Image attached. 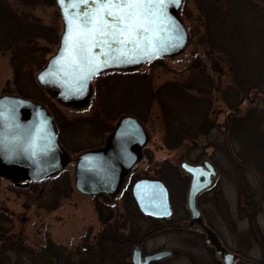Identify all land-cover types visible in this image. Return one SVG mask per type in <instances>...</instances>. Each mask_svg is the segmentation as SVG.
I'll return each instance as SVG.
<instances>
[{
  "label": "rangeland",
  "instance_id": "1",
  "mask_svg": "<svg viewBox=\"0 0 264 264\" xmlns=\"http://www.w3.org/2000/svg\"><path fill=\"white\" fill-rule=\"evenodd\" d=\"M7 1L18 14L26 11L55 31H46L44 38L34 37L28 43L31 49L21 54L14 55L2 46L0 97L7 94L22 96L45 104L58 118L65 117L67 121H63L60 144L71 160L54 178L30 182L27 187L18 186L12 178L0 174V264H52L49 256L54 251H57L54 254L62 255V262L66 257L71 261L82 258L89 261L90 255L80 253L79 249L98 246L100 231L103 230L101 221L105 219L117 226L119 241L126 237L142 238V247L148 254L172 251L173 254L160 264H220L207 244L205 234L180 227L191 218L188 207L191 176L181 168V163L201 164L206 160L219 170L218 179L212 187L198 197L209 228L231 252L243 254L252 261L261 259L264 264V62L260 56L264 50V36L259 1L242 0L239 5L242 77L249 75L254 83L261 74L263 80L259 87L250 88L248 92L242 88L237 96L230 90L233 81L229 67L224 64L221 74L209 67L207 47L199 42L206 26L199 20L197 2L187 0L193 19L189 22L182 18L188 29L196 26V30L194 35L190 33L188 45L180 54L161 57L134 69L106 73L110 79L103 96L117 118L104 125L90 123L97 121L94 101L96 80L93 81L92 100L74 107L52 98L36 79L40 71L37 68L39 62L30 56H39L48 47L51 52L44 55L48 60L57 51L63 32V19L56 2L40 3L30 9L21 0ZM229 21H232L231 18ZM217 28L214 27L213 31L218 34L220 27ZM53 33L57 34V44L48 42ZM196 57L207 66L209 76L206 81L191 80V66ZM116 72L128 77L120 81L118 77H112ZM130 76L134 77L136 84ZM192 88L205 89L206 93ZM246 96L249 98L245 99ZM199 103L204 106L202 109L209 111L204 118L209 121L206 125L208 129H205L206 126L203 128L201 123L202 130H197L175 148L169 147L166 143V114L177 117V124H181L179 127L186 125L193 129L198 121L196 114L201 111L198 110ZM127 115L138 118L148 136L141 148V158L124 177L117 195L110 199L81 192L75 183L76 159L84 152L105 147L119 120ZM236 118L239 130L231 135ZM63 171L72 192L70 196L62 197L57 205L52 189L58 181L64 182L59 176ZM56 177L58 180L54 181ZM142 178L158 179L168 188L172 214L160 223L166 227L153 229L151 221L138 207L132 187ZM49 207L54 209L49 210ZM108 232L109 235L113 233L111 228ZM145 233L149 234L145 237ZM48 240L61 246V249H52L51 253L43 251ZM132 252L133 245L112 244L109 253L107 250L106 264H110V260L131 264ZM96 261L101 264L99 258ZM234 264L245 263L241 260Z\"/></svg>",
  "mask_w": 264,
  "mask_h": 264
},
{
  "label": "water",
  "instance_id": "2",
  "mask_svg": "<svg viewBox=\"0 0 264 264\" xmlns=\"http://www.w3.org/2000/svg\"><path fill=\"white\" fill-rule=\"evenodd\" d=\"M183 1L167 2L166 12L170 17L166 22L167 30L159 31L152 37L154 42L159 41L157 54L130 53L123 63L106 64L97 74L84 81L81 87L72 75L66 74L64 59L68 56V46L65 44L68 31L65 8L69 15L78 10L73 9L71 3L62 6L60 0H55L63 19V32L56 53L36 75L38 83L58 102L67 106H83L92 99L93 81L102 73L134 69L161 57L180 54L190 39L189 31L179 15ZM80 7L83 9L86 5L81 4ZM147 139V133L138 118L130 115L122 117L107 139L105 147L84 152L76 159V187L81 192L94 196L107 198L108 195H117L124 177L141 158V148ZM70 160L60 144L54 117L45 104L18 95L7 94L0 97L1 175L12 178L18 186L27 187L30 182L53 177ZM181 168L192 177L188 195L190 226L195 223L201 225L207 233V242L216 248L218 256L225 264H232L237 255L228 251L216 233L204 224L196 205L197 195L212 185L217 177V170L207 160L197 165L183 161ZM19 181L24 183L19 184ZM133 196L146 215L166 218L172 213L169 191L160 180L143 179L136 182ZM172 254V251L164 250L144 256L140 248L136 247L132 261L134 264H152L154 260H162Z\"/></svg>",
  "mask_w": 264,
  "mask_h": 264
},
{
  "label": "trees",
  "instance_id": "3",
  "mask_svg": "<svg viewBox=\"0 0 264 264\" xmlns=\"http://www.w3.org/2000/svg\"><path fill=\"white\" fill-rule=\"evenodd\" d=\"M23 5L29 7L30 9L35 8L38 4H51L55 2V0H21ZM199 6V20H201V24L205 25V34H203L199 40L205 47H207L206 54L210 58V66L216 73L221 74L224 72L223 66L226 64L229 67V74L231 75L232 79V90L237 96L240 95V92L243 90L247 91L250 88H257L260 85V81L263 80L262 75L259 74L258 79L253 83L249 75L247 77H242V22L239 19V5L242 4V0H195ZM259 4L262 5L261 18L263 19V31L262 35L264 36V0H258ZM244 4V3H243ZM246 4V3H245ZM238 7V8H237ZM180 15L184 19L188 20L189 22L193 19V12L190 7L187 5V0H184V3L180 10ZM182 18V19H183ZM231 18V22L229 21ZM215 24V25H214ZM214 27H220L219 32L215 33L213 31ZM217 28V29H218ZM196 26L188 29L191 35L195 34ZM46 31L54 32L52 26L43 25L37 17H32L31 14L24 11L22 14H18L12 6L9 4L7 0H0V49L2 46H5L7 49H10L12 53L21 54L29 49L28 43L35 38H44V33ZM190 35V36H191ZM223 35V36H222ZM53 38L48 40L51 44H57V34H52ZM45 51L41 53L39 56L35 54L34 56H30L33 60L38 59V70L44 68L47 63V59L44 58L45 54H49L51 50L48 47L44 48ZM263 53L260 55L261 59L264 62V50L262 49ZM195 61L192 63L191 69L193 73V77L191 80L195 82H203L208 79V71L207 66L203 65V63L196 57ZM208 67V68H209ZM264 67V64H263ZM107 72L102 73L96 79V97H95V118L97 121H90L92 124L99 125L102 123L104 125L106 122L114 121L117 118L113 114L112 107H110L107 98L104 99L103 93L105 87H108V79L110 76L106 75ZM116 74L112 77H118L120 81L124 79V77ZM132 81L136 84V80L133 76H130ZM126 79V78H125ZM264 81V80H263ZM118 82V80H117ZM132 82V83H133ZM254 84L256 87L252 86ZM189 88V87H188ZM188 88H183L187 91ZM191 89V88H189ZM193 90L200 91L201 93L205 92V89H197L192 88ZM229 90V91H230ZM151 93V91H148ZM248 92V91H247ZM246 92V93H247ZM206 93V92H205ZM199 111L196 114L198 117V121L195 123L194 128H190L186 125H183L182 128L179 127L181 124H177L178 118H174L169 114L167 116V133H166V143L169 147H176L178 146L182 140L193 135L197 130H202L206 125H208V119H205V116L208 115L209 111L202 109L204 106L202 104H198ZM172 110V109H171ZM166 112V108L164 110ZM174 113L173 111H171ZM94 113V114H95ZM55 119L56 124L59 126L60 131L59 139L62 142V136L60 133L64 132L63 130V121L65 117L56 116L55 113H52ZM195 117V116H194ZM67 120H65L66 123ZM203 121V122H202ZM239 120L235 119L233 125L231 127L230 134L232 135L233 132L238 131L237 123ZM203 125V128L201 126ZM110 131H112V127H110ZM205 129H208L206 126ZM210 130V128H209ZM208 130V133L210 132ZM59 176L62 177L64 182L58 181V184L55 188L52 189V192L55 194L57 199V205H59V200L62 197L70 196L72 192L71 185L66 181L67 175L65 171L61 172ZM58 177V176H57ZM57 177L54 181H57ZM54 178V177H53ZM54 209V207H49V210ZM50 247V248H49ZM52 249L59 250L61 246L54 244L51 240H48V244L44 247L43 251L52 252ZM64 250V248H62ZM57 252V251H54ZM55 257L58 263L62 264V255L58 256L57 253L54 255L50 254V258Z\"/></svg>",
  "mask_w": 264,
  "mask_h": 264
},
{
  "label": "snow or ice",
  "instance_id": "4",
  "mask_svg": "<svg viewBox=\"0 0 264 264\" xmlns=\"http://www.w3.org/2000/svg\"><path fill=\"white\" fill-rule=\"evenodd\" d=\"M60 2L62 6L71 3L78 10L69 15L65 8L68 56L64 59L66 74L72 75L81 87L106 64L123 63L130 53L157 54L159 41L154 42L152 37L167 30L166 22L170 19L166 12L168 0ZM81 4L86 7L81 9Z\"/></svg>",
  "mask_w": 264,
  "mask_h": 264
},
{
  "label": "flooded vegetation",
  "instance_id": "5",
  "mask_svg": "<svg viewBox=\"0 0 264 264\" xmlns=\"http://www.w3.org/2000/svg\"><path fill=\"white\" fill-rule=\"evenodd\" d=\"M246 98H249V96H246L245 97V99ZM232 116V115H231ZM231 116H229L228 118L229 119H231ZM228 119V120H229ZM230 121V120H229ZM236 160H238L239 162H242L241 163V165H243V166H245L246 168H251V167H249L248 165H244V163H243V161H241L240 159H236ZM212 163V162H211ZM193 164V163H192ZM213 164V163H212ZM195 165H197V164H195ZM136 165H134V167H135ZM213 166L215 167V169L217 170V177H216V179L214 180V182L218 179V175H219V170H218V168L216 167V165H214L213 164ZM134 167L132 168V169H134ZM132 169H131V171H132ZM252 169V168H251ZM186 172V171H185ZM187 173V172H186ZM188 175H190L189 173H188ZM191 176V175H190ZM192 178V177H191ZM143 179H150V178H142V179H140V180H143ZM140 180H137L136 182H138V181H140ZM150 180H158V179H150ZM262 181H263V179H262ZM135 182V183H136ZM213 182V183H214ZM135 183H134V185H135ZM213 183H212V185H213ZM191 184V183H190ZM263 184H264V181H263ZM134 185H133V187H134ZM212 185L210 186V187H208V188H206V189H204V190H202L198 195H197V198H196V205H197V208L200 210V212H201V217H202V220H203V222H204V224L206 225V226H208L209 224L207 223V220H206V217H205V212H204V210L203 209H201L200 207H199V203H198V197L203 193V192H205L206 190H208V189H210L211 187H212ZM133 187H132V194H133ZM263 189H264V185H263ZM111 197V196H110ZM110 197H108L107 196V198H110ZM139 207V206H138ZM141 210V209H140ZM190 210V209H189ZM190 212H191V210H190ZM144 215L147 217V219H149L151 222V225H153V229H156V228H159V227H166V226H163L162 224H160L161 223V221H163V220H165V219H167V218H158V217H154V216H150V215H146L145 213H144ZM190 222H191V218H190V221L188 222V223H185V225H180V227H186V228H188V229H190V230H192V231H196V233L198 232V233H202V234H205V236H206V241H207V233L204 231V229L202 228V226L201 225H199V224H197V223H195L193 226H190ZM101 224H102V229L103 230H101L100 231V233H101V236H100V242L98 241V246L97 247H95L94 249H93V247H80V249H79V251H80V253H84V254H88V255H90V257H91V259L88 261V260H86L85 258L83 259H80L79 261H71L70 259H69V257H66V258H64V262H63V264H100V263H98V261H96V259L97 258H99V260H100V262H101V264H106V261H107V259H108V256H107V250H108V253H109V251H110V249L112 248V244H115V243H123L124 245H127V247H129V246H131V245H133V252H134V249L136 248V247H139L140 248V250H141V253H142V255H144V256H147V255H151V254H148V253H145V251H144V249H143V247H142V244H143V239L142 238H138V239H130V238H128V237H126L124 240H122V241H119V238L116 236V234L118 233V230H117V226H113L112 225V221L110 220V221H108V220H103V221H101ZM209 227V226H208ZM108 228H111V231L113 232L112 233V235H113V237H112V235H109L110 234V232H108ZM104 230H105V232H104ZM107 230V231H106ZM212 230V229H211ZM213 231V230H212ZM151 232V231H150ZM149 233H145L144 235H145V237L148 235ZM98 238V237H97ZM96 238V239H97ZM219 239H220V241H221V243H222V245L228 250V251H230L225 245H224V243H223V241H222V239L219 237ZM111 243V244H108L107 245V243ZM207 244L210 246V248L214 251V253L216 254V256H217V261L220 263V264H225V262L218 256V254H217V252H216V248L213 246V245H211V244H209L208 242H207ZM98 250H99V254H98ZM133 252L131 253V264H134L133 263V261H132V256H133ZM231 252V251H230ZM232 253H234V254H236L237 255V258L234 260V262L232 263V264H234V263H236V262H238V261H241L242 260V263H245V264H263V262H262V260L260 259L259 261H252V260H250V259H248L246 256H244L243 254L241 255V254H239V253H236V252H232ZM52 255H54V252H52L51 253ZM154 254V253H153ZM110 256V255H109ZM111 258H113V257H111ZM165 260V258H163L162 260H158V261H153L152 262V264H160L161 263V261L163 262ZM51 262H52V264H60V263H58V261L55 259V257L53 256L52 257V260H51ZM108 263H110V264H120L119 263V261H117V260H115V261H113V260H110V262H108ZM122 264V263H121Z\"/></svg>",
  "mask_w": 264,
  "mask_h": 264
}]
</instances>
